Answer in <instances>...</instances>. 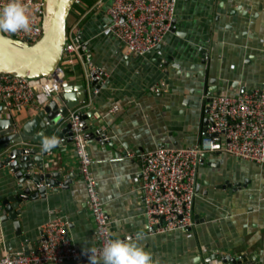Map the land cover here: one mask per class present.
Segmentation results:
<instances>
[{
	"label": "crops",
	"instance_id": "0c3cea01",
	"mask_svg": "<svg viewBox=\"0 0 264 264\" xmlns=\"http://www.w3.org/2000/svg\"><path fill=\"white\" fill-rule=\"evenodd\" d=\"M111 4L112 0H90L78 5L70 22L79 20L93 63L108 74L100 88H91L89 103L76 110L90 113L86 121L92 131L107 132L105 138L97 134L88 139L114 237L150 252L153 264H227L224 257L241 255L264 264L263 166L226 153L208 155L199 169L196 224L188 231L149 232L140 193L144 153L160 143L188 146L205 136L207 93L264 89V0H178L172 31L146 55L127 53L109 30ZM65 68L64 84L77 87L87 79L88 70L79 58ZM161 84V92L152 91ZM65 95L72 105L85 99L76 90ZM47 102L37 96L19 110L2 103L0 119L26 123ZM60 154L65 174H73L70 186L50 189L45 197L13 210L21 211L17 221L29 249L36 245L40 227L55 218L68 222L74 245L95 246V222L73 142ZM15 185L12 171L0 169V256L25 251L27 245L10 218V200L4 204Z\"/></svg>",
	"mask_w": 264,
	"mask_h": 264
},
{
	"label": "built area",
	"instance_id": "2783aa9c",
	"mask_svg": "<svg viewBox=\"0 0 264 264\" xmlns=\"http://www.w3.org/2000/svg\"><path fill=\"white\" fill-rule=\"evenodd\" d=\"M29 17V29L6 34L29 43H35L43 34L44 0H20ZM178 0H112L108 9L111 17L109 30L124 44L127 53L146 55L162 44L172 31ZM8 0H0L2 8ZM75 4H81L77 0ZM97 6H101L100 2ZM79 58L87 68L89 80L103 81L107 72L93 63L87 43L82 38L80 22H69L67 42L60 66L53 74L24 78L0 73V103L10 109H23L41 96L48 102L61 95L66 71L63 64H72ZM165 84L156 85L158 93ZM210 126L198 143L168 147L162 143L144 153L140 193L143 215L148 229L154 233L188 231L194 228V202L199 169L205 155L226 153L240 160L264 167V89L244 93H207L204 97ZM72 124L74 151L78 158L79 175L85 182L88 206L95 222V246L82 249L69 237L68 222L55 218L40 227L35 246L29 252L6 251L0 264H51L74 261L80 264L101 259L103 245L116 239L111 230L98 179L92 169L89 139L79 110L69 113ZM216 134V136H213ZM93 250L95 252L93 253Z\"/></svg>",
	"mask_w": 264,
	"mask_h": 264
},
{
	"label": "water",
	"instance_id": "95a60500",
	"mask_svg": "<svg viewBox=\"0 0 264 264\" xmlns=\"http://www.w3.org/2000/svg\"><path fill=\"white\" fill-rule=\"evenodd\" d=\"M77 0H44L43 34L35 43L18 40L5 31H0V73L24 78H37L53 74L60 66L67 42L68 20ZM203 53H206L203 51ZM102 81L85 79L77 87L64 84L60 96L47 102L43 108L26 123L14 118L0 119V169H9L16 177V185L8 203V211L15 221L16 232L27 245L26 237L21 233L17 221L19 208L26 202L45 197L50 189L68 188L73 180V174H65V166L59 151L73 142L71 122L67 120L69 113L78 107L87 105L90 101L91 88H100ZM76 90L84 93L85 99L77 105L72 103L65 92ZM245 88L240 93H244ZM220 94V93H219ZM69 101V102H68ZM1 106V103H0ZM82 124L88 138L100 135L105 138L107 132L98 128L96 132L90 129L87 111H79ZM99 117V114L95 115ZM205 135L210 126V119H205ZM213 136H216L214 134ZM55 138L58 143L45 151L42 147L44 140ZM205 159L208 155L204 156ZM2 199V197H1ZM13 202V203H12ZM150 230L149 232H154ZM227 264H254L246 256L224 257Z\"/></svg>",
	"mask_w": 264,
	"mask_h": 264
},
{
	"label": "clouds",
	"instance_id": "9594fccd",
	"mask_svg": "<svg viewBox=\"0 0 264 264\" xmlns=\"http://www.w3.org/2000/svg\"><path fill=\"white\" fill-rule=\"evenodd\" d=\"M29 17L26 9L20 0H8L0 8V31L16 32L29 29ZM58 143L55 138L46 139L43 142V149L47 151ZM95 250H93V253ZM102 264H153L152 255L144 248L133 242L121 239H113L106 242L100 252ZM91 264H97L92 258Z\"/></svg>",
	"mask_w": 264,
	"mask_h": 264
},
{
	"label": "rangeland",
	"instance_id": "374dc122",
	"mask_svg": "<svg viewBox=\"0 0 264 264\" xmlns=\"http://www.w3.org/2000/svg\"><path fill=\"white\" fill-rule=\"evenodd\" d=\"M88 1H90V0H84V2H83V0H81V4H75V6L73 7V9H75V7L78 6V5L84 6L85 5V2H88ZM72 12H73V10H72ZM72 12H71V14H72ZM69 22H70V17H69L68 23ZM63 67L65 68L66 67V64L65 65L63 64ZM65 71H66V68H65Z\"/></svg>",
	"mask_w": 264,
	"mask_h": 264
}]
</instances>
